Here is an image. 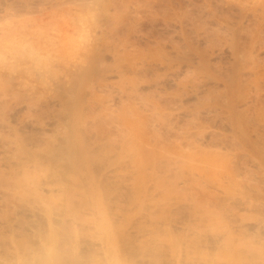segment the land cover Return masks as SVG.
Instances as JSON below:
<instances>
[{
  "label": "bare ground",
  "instance_id": "obj_1",
  "mask_svg": "<svg viewBox=\"0 0 264 264\" xmlns=\"http://www.w3.org/2000/svg\"><path fill=\"white\" fill-rule=\"evenodd\" d=\"M59 1L61 2V0ZM62 1L66 2L65 0ZM127 1H131L133 4L132 9H129L131 10V17L134 19L143 18L146 12L152 13L151 0ZM108 2L109 8L111 0ZM124 2L126 1L124 0ZM131 2L129 7L132 5ZM78 5L80 8V4ZM98 5L101 6V4ZM105 5L102 4L104 10L99 8L103 12L105 11L100 15L106 13L107 17L112 16L110 9L106 8ZM85 6H89L88 2ZM128 6L124 5L126 9ZM116 9L113 10L114 13H120L121 10L117 11ZM121 12L123 14V11ZM119 17L114 19L117 21ZM116 25L110 29L114 35L119 34L118 30H120L117 29ZM129 25L127 30L136 32L135 26H132L134 23L131 25L129 21ZM102 26L100 24V27ZM248 28L242 24L233 25V28H229L228 47L234 56V60L225 67L213 68L209 58L194 44L188 45L187 50L178 46L174 52L163 51V55H159L160 59L157 61L153 59L149 61L146 58L147 55H142L139 52L141 59L136 57V61L133 59L131 61L126 60L128 62L126 67L133 74L143 75L148 69L152 71L151 69L157 70V68L164 67L171 70L169 73L166 72L167 78H165L174 81H176L174 75L179 74L184 66L187 69H192L190 70L192 71L191 75L188 74L190 77L186 81L183 79V81H178V85L182 87L180 94L183 97L180 98V106L174 107V110L178 115H192L197 120L200 115L207 119L212 118L211 115L218 116L217 118L215 116L217 119L215 121L219 122V125L215 123L218 125V129H209L206 132L199 130L200 121L198 123L195 119H191L192 121L189 122L192 125V130L188 127L186 129L179 128L176 122H170L164 125L163 131L158 132L159 129L153 125L152 133L155 136L151 139L157 142L158 136H160L161 143L158 142L157 145L156 142H153L152 145L160 148L158 152L160 155L155 156V158L153 156L154 161H151V167H149L152 177L156 181L162 178L163 180H159L160 182L166 181L163 184L157 182V187L162 186L158 189L166 190L162 194L160 192L161 195L157 199L163 197V193L166 195L171 191V193L177 192L178 197L174 201L154 200L155 197L153 196L158 193L149 197L150 194L147 195V192L146 195H142V193L137 195L136 192L137 198L134 194L135 199L131 202L136 209L133 211L124 208L116 198L117 206L112 216L110 214L113 211L112 208L111 212H108L110 210L107 209L108 205L106 207V201L104 202L100 198L101 179L114 176L120 180L123 175L127 174L121 170L119 160L111 161L107 166H103L99 160L90 158L91 151L87 149L88 147L85 149L81 145L76 150H72V147L69 148L68 136L64 137L66 140L63 144L62 142L59 143L58 140L60 145L54 147L53 143H56L57 140L51 138V135L48 137L50 134H48L50 129L48 127L51 124L44 122L46 124H41L38 132L42 130L40 134L44 135L45 138L42 135L41 137L47 145L45 144L44 147L46 148L41 149L43 145L40 144L39 146L37 143L36 147L38 150L41 149L43 153H40V156H46L48 160L56 163L58 169L62 168L59 170V172L61 171L59 175L55 170L56 172L51 171L54 176L53 174L48 176L51 174L49 171L48 174L42 171L47 168V165L43 169L41 166L45 163H41L42 165L38 163L40 156L37 157L39 160L37 159L38 161L35 162V159L32 161L30 158H27L30 159L28 161L23 158L17 159L16 154L12 155L13 153L9 155L8 148L5 146V134L3 136L0 133V264H237V262L239 264H264V57L253 51L256 39H258L257 42H260L262 31H251L248 34L251 38L249 41L252 48L248 46L247 49L240 44L241 33ZM99 30L103 35L108 33L102 28ZM137 31L139 30L137 29ZM149 31L151 32L150 29ZM132 39L133 37L130 35L126 36V39L120 42V48L117 52L115 51L117 56H114L121 57L120 53H126L129 46H134L135 43L132 44L134 39ZM134 47L131 48L134 49ZM147 48L149 49V47ZM99 51L102 52V49ZM101 55L96 52L92 61L94 63L99 62ZM101 61L103 62L105 59L103 58ZM115 64L113 70H110L114 73L117 72L120 77L126 76L124 74L126 71L118 65L117 61ZM109 66L107 68L104 65L105 68L103 69L108 70ZM95 68H92L93 71ZM82 74L80 75L82 76ZM79 80L80 83L81 80ZM146 82L142 80L139 83L143 85ZM103 83L101 85L106 87L109 82ZM137 83L129 86L128 90L131 95L137 93L140 85ZM64 89L66 90L67 87ZM66 93L64 91L62 95ZM185 96L194 97L193 109H188L184 105ZM164 102H155L152 105L151 115L156 117L161 111L167 110L170 103ZM108 106L109 103L106 109ZM202 118L199 120H203ZM110 124L115 128L119 127L116 123ZM249 126H252L250 132ZM163 134L165 136L161 137ZM36 137L41 139L39 136ZM36 137L34 140L39 142ZM112 138L108 137L105 142L102 140L103 146H100L101 143L99 146L105 147L106 144L107 151L114 153L116 148L114 149L115 146L111 145ZM67 139L68 142H66ZM34 140L32 139L30 142L33 143ZM71 142L74 144L73 140ZM35 144H33L34 148ZM175 144L177 145L174 146ZM109 145L112 147L108 148ZM29 146L28 149H30ZM163 146L168 149H163ZM175 147L178 149H173ZM211 147H216L215 152L211 153L215 154L216 157L218 156L217 158L208 154ZM37 148H35V155H38V152L36 153ZM224 149L236 150L235 159L231 161L232 163H224L223 155L219 156ZM31 152L34 153V150H30V154ZM201 152H204V155ZM30 154L28 152L27 156ZM6 156H10L11 161L15 160L10 161L13 165L8 163L9 157ZM98 156L100 158L101 155ZM33 157L35 158L34 155ZM64 163H67L68 167ZM9 164L10 166H8ZM5 166L8 169L9 167L12 168L11 166H16V171H13L15 168L11 169L13 173L15 172L12 173L14 179L9 180L11 182L6 181L5 173L8 171H6ZM69 166L71 167L70 170ZM39 167L42 168V174L39 173L41 169H38ZM65 167L70 172L75 170L83 173L82 175L74 174L71 176ZM50 168L49 166V170L52 169ZM11 171L9 169L10 174ZM55 173L57 174L55 175ZM5 181L8 183L6 184ZM182 188L189 189L190 192H183ZM6 207H12L14 210L12 211L13 214L6 213L12 218H8V215L5 216ZM180 208L188 211L185 213L186 217L174 213V215H170L172 210L174 212ZM124 211L125 213H123ZM109 214L110 216H108ZM237 242L241 244L238 245ZM242 243H247L243 245V247L246 246L244 250L243 247L241 248ZM240 253L244 256L241 257ZM238 258H240L241 263L239 260L236 261Z\"/></svg>",
  "mask_w": 264,
  "mask_h": 264
},
{
  "label": "rangeland",
  "instance_id": "obj_2",
  "mask_svg": "<svg viewBox=\"0 0 264 264\" xmlns=\"http://www.w3.org/2000/svg\"><path fill=\"white\" fill-rule=\"evenodd\" d=\"M58 1L59 0H0V133H2L3 136L5 134V146L8 148V154H16L17 159L23 158L26 161L30 159L33 161L35 159V162H37L39 160L37 157L40 156V153L43 154L41 149L46 148L44 147L46 143L42 140L44 135L40 134L42 130L38 132V129L40 130L39 126H41V124L49 122L51 126L49 125L50 127H48L50 128L49 132L47 129L48 134L50 133L48 137L51 135V138L57 140L55 141L56 143H53L54 147H56L55 145H60L58 144L59 141V143L62 142L63 144L64 140H66L64 137L68 136L69 143L72 144V140L74 143L72 145L68 143L69 148L72 147V150H76L79 148L78 146L81 145H83L84 148L88 147L87 149L91 151L92 154H90V158L99 160L103 163V166H107L111 161H120L121 170L127 172L126 175H123V178L117 180V177L109 176L108 178L101 179L102 190H100V198L102 201H106V207L108 205L109 208L107 207V209L110 210L108 212H111L112 208L113 211L110 213L111 215L114 214V209L117 206L115 202L116 198L121 206L133 211L136 209L135 205L133 203L131 204L135 199L134 194L137 198V195L141 193L142 195H146L147 192V195L150 194L148 195L149 197L158 193L153 196L155 197L154 200L159 201L160 199H165L174 201L178 197L177 192L171 193V191L169 194L166 192V195L163 193V197L157 199L158 196L166 190L161 191V189H158L162 188L160 185L157 187L158 183L162 181L163 178L161 180L159 179L160 181H156L151 174L150 164L151 161H154L153 156L155 158V156L157 157L160 155L158 153L160 148L152 145L153 142L156 141L151 139V137L155 136L154 133H152L153 125H156L159 129L158 132H161L164 130V125L170 122H176L179 128L186 129L188 127L192 130V125L189 122L192 121L191 119L194 120L195 118H193L192 115H178L176 110H174V107L180 106V98L183 97L181 96L182 94H180L182 93V87L178 85V81L182 79L186 81L188 77H190L189 75H191L192 72L190 70L192 69H187L184 66L182 70L179 71V74L177 73L174 75V78H176V81H174L172 79H166V72L168 71L167 73H169L171 70L165 69L164 67L157 68L159 72L155 69H151L152 71L148 69L143 75L133 74L126 67L128 65L127 61L141 59V54L147 55L146 58H148L149 61L150 59L157 61L164 52H174L175 48L178 46H181L183 50H187L188 45L194 44L209 58L213 68L225 67L230 65L234 60V56L228 47V36L230 35L229 28H233V25L241 24L245 27H249L246 31L241 33L240 38V44L246 48L248 46L249 48L251 47V38L248 34L251 31H262L260 36L261 39H259L260 42L258 41V43V39H256L253 51L259 53L261 57H264V0H151L150 4L153 6L152 13L146 12L141 19L138 17L137 19L131 17L132 14L130 9H132L131 7L133 4L130 1L132 5L130 4L131 6L129 7L128 5L130 2L127 0L125 1L128 3L124 2V0H111L109 8V0H106L107 3L105 0H99L100 2L97 0ZM87 2L89 5L88 7L85 6ZM78 4H80V8ZM98 4H101V6ZM102 4L110 9V14H112V16L108 13L110 15L108 16L109 19H107L106 13L100 15V13L103 12L100 10ZM124 5H127V9H130L127 10ZM102 9L104 10V8ZM115 9L117 11L120 9L123 11V14L119 11L120 13L116 12V15L113 11ZM113 14L115 15L113 16ZM118 14H120L121 17H119L120 15ZM117 16L119 17V21L115 20ZM129 21L131 25L134 23L132 26H135L136 32L127 30V27H130ZM114 23L118 25H116L117 29H120L118 30L119 34H116L117 36L110 30L115 25ZM100 24L103 26L100 27ZM99 28L108 32L107 34L109 36L107 37V34L103 35L100 33ZM137 29L139 31H137ZM128 33L130 37H133L135 42L133 41L132 44L135 43L136 47H134L135 44L134 46H129L126 53L121 51L123 52V54L120 53L121 57H115L114 55H116L117 50L120 48V42L126 39V36H129ZM131 47H134V49ZM147 47H149V49ZM99 49H102V52H100ZM96 52L100 55L102 54L99 58L100 64L96 61L101 69L99 65H95L96 62L94 63L92 61V57ZM114 52L115 54H113ZM127 52L130 54L129 56ZM138 52L141 54L139 55ZM127 57H129V60L126 59ZM103 58L105 59V61H103L104 63L101 61ZM115 60L118 62V65L126 71L124 73L126 76L120 77L117 72L114 73V71L110 70L117 64H115ZM105 63L110 65L108 70L103 69L105 68L104 65L106 67L108 66ZM94 67H96L94 70L98 72L93 71L92 68ZM126 69L129 70L128 74V70ZM80 74H82V76ZM74 76L75 78H73ZM103 78L108 79L103 80ZM131 80L133 83H137V81L142 82V80L147 82L143 85L138 82L137 85H140L138 86L137 93L131 95L128 90L131 87L130 85L133 84ZM103 81H105L104 83L109 82L106 87L101 85ZM63 87H67V89L65 90ZM76 88L77 90H75ZM63 89L65 93L67 90L70 92L66 93L67 97L66 94L62 95L64 92ZM61 95L64 99L61 98ZM194 100V97L189 98L185 96L184 105L188 109H193ZM157 101L162 103L167 101L170 104H168L169 107L166 105L168 107L167 110L161 111L163 114L160 113L154 117L151 115V109L152 105ZM108 103L109 106L106 109ZM201 116L202 115H200L199 119L203 117V120L195 119L198 123L200 121L199 124L201 127H199V130H201V132H206L209 129H218L219 122L215 121L217 120V115H211L212 118L209 117L208 119ZM101 119L102 121H100ZM110 123H116L119 127L115 128ZM251 129L252 126H249V132ZM41 135L43 137H41ZM36 136L41 137V141ZM162 136L165 135L163 134L161 137ZM34 137L38 138L37 141L39 142H36ZM108 137L114 138L111 139V145L115 146L114 149L116 148L114 153L107 151L106 144L105 147H100L102 145L101 141L103 140L105 142V139ZM158 137L159 140L156 142L157 145L158 142L161 143L160 136ZM32 139L35 142L33 141V143H31ZM24 142L26 143L24 144ZM28 142L31 144L29 143L27 145ZM66 142H68V139ZM37 143H39V146L40 144L43 145L39 150L36 147L38 145ZM87 143L88 146H86ZM33 144H35V148H37L36 153L38 152V155H35ZM156 144L154 143V145ZM111 145H109L108 148L112 147ZM176 145L177 144L174 146ZM28 146L30 149H28ZM165 148L168 149L163 146V149ZM211 148L210 151L208 150V154L215 156V154L211 152L214 153L216 147L213 149ZM173 149L178 148L175 147ZM16 150L18 151L16 152ZM26 150L29 154L30 150H34V153L31 152V154L27 156L28 152ZM235 151L234 149H224L219 156L223 155L225 159V161L223 159V162L229 163L235 159ZM201 153L204 155V152ZM99 154L101 155V160L98 156ZM6 157H9V160H7L9 161L8 163H10L11 157ZM40 157L38 163H40V165H42L41 163H45L41 167L44 169L46 168L45 165H47L45 170H42L41 167L38 168H41L40 174H42L41 170L47 172H44L45 174L55 170L58 172V174L55 173V175L60 174L61 171L59 172V170L62 169L61 167L58 169L56 163L48 160L46 156ZM10 164L13 165V163ZM10 164L8 166H10ZM64 164L68 167L67 163ZM49 166L53 170L51 168V170H49ZM11 167L12 168L9 167L10 171L14 168L15 170L13 171H16V166ZM5 168H7L6 171L9 172L8 167L5 166ZM65 169L69 171L71 167L69 166V170L66 167ZM13 171H11V174L10 172L5 173V178H7L6 181H12V179H14V175H12ZM143 172L145 173L141 174ZM82 173L83 172L75 170L69 171L71 176L74 174L82 175ZM52 174L54 176L53 172L48 176H52ZM164 182H160V184ZM182 191L190 192L189 189L185 188H182ZM160 192L161 194H159ZM6 209L8 212L5 211V216L8 215L6 213L13 214L12 211L14 210H12V207H6ZM172 211L171 213L169 212L170 215L176 214L181 217L185 215L186 217L185 213L187 210L184 208H180L174 212ZM123 213H125V211ZM110 214L108 216H110ZM176 215L175 217H177ZM180 216L178 217L181 218ZM10 217L11 215H8V218ZM106 217L107 215L104 218L105 220ZM170 217L175 218L172 216ZM237 243L239 245L240 242ZM246 244L242 243L241 248ZM245 247L246 246L243 247V250ZM237 250L239 249L237 248ZM242 255L243 254H241V257L244 256ZM240 258L236 259V261L239 260L240 262ZM237 264L239 263L237 262Z\"/></svg>",
  "mask_w": 264,
  "mask_h": 264
}]
</instances>
